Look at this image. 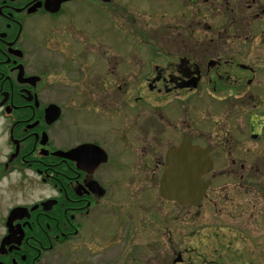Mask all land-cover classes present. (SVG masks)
<instances>
[{
	"label": "flooded vegetation",
	"instance_id": "af4514ba",
	"mask_svg": "<svg viewBox=\"0 0 264 264\" xmlns=\"http://www.w3.org/2000/svg\"><path fill=\"white\" fill-rule=\"evenodd\" d=\"M1 119L0 183L45 196L19 191L0 264H221L211 238L264 255V0H0ZM185 138L211 161L189 207L159 191Z\"/></svg>",
	"mask_w": 264,
	"mask_h": 264
},
{
	"label": "rangeland",
	"instance_id": "374dc122",
	"mask_svg": "<svg viewBox=\"0 0 264 264\" xmlns=\"http://www.w3.org/2000/svg\"><path fill=\"white\" fill-rule=\"evenodd\" d=\"M146 6H150V8L153 9V12L150 10V14H155L157 12H162V13H166V14H170V9L163 7L161 10H158L159 7L158 6H154L151 3H149V5ZM145 6V7H146ZM140 14H141V10H139ZM149 13H145L143 16L147 18L152 17V14L150 15ZM171 15V14H170ZM162 16V14H161ZM169 19V18H168ZM148 32V30L146 31V33ZM152 33V31H151ZM0 128L2 129L0 134L4 135H0V153H1V158H0V162L3 161L5 159V157L7 156V153L9 152V150L11 149V145L7 139V128H6V124L4 120H0ZM16 173V172H15ZM28 174H31L30 172ZM25 173L19 174L16 173L14 175H11V177H7L2 179L1 183H0V236L2 235L3 231H4V223H5V217L7 216V213L9 212V210L16 205L17 203H22L23 198H21L20 195V190H22L21 188L24 187L23 192L24 194H28L29 196L27 197V200H25L26 202H30L33 201L37 198H39L40 196L44 197L45 194H41V190H42V186H37L34 182L33 179L36 177L34 175H28L26 174V176H24ZM35 188V192L34 191ZM164 212H166V209L164 208ZM178 216H182V219H184V215L185 214H181V213H177ZM170 216V215H168ZM163 222L166 220H169V217L162 218ZM187 225H184L183 222L178 223V237L176 239L177 244L183 245V247H186V237H187V233L190 231V229H188V227H186ZM169 227V223L167 222L165 224V227L162 225V231L166 230V232L168 231ZM164 243L166 242V244H162L161 245V249L163 254H168L171 252L170 250V245L168 242V237H163ZM230 241H232L231 243V247H232V253H226L225 255H214L212 254L211 250L209 254V258L211 259H219V261L221 262V264H264V255L261 253V247L260 245H258L254 251V249H251L254 252L248 253L246 255H240L238 256L237 254H234V250L238 249L239 247L242 246V242L238 241V240H232L230 238H226V239H217V238H211L210 239V247L212 246L213 248L216 247H221L223 244H228ZM258 243L260 242V240L257 241ZM226 246V245H224ZM148 247V244H147ZM161 252V251H160ZM159 252V253H160ZM168 252V253H167ZM162 254V255H163ZM152 255V254H151ZM151 255H147V257H145V259H147V261L145 260V262H147V264H159V260H157V257L151 256ZM169 257V256H166ZM219 257V258H218ZM160 258H163V256H160ZM150 259V260H149ZM171 259H169V263H171ZM149 260V261H148Z\"/></svg>",
	"mask_w": 264,
	"mask_h": 264
},
{
	"label": "water",
	"instance_id": "95a60500",
	"mask_svg": "<svg viewBox=\"0 0 264 264\" xmlns=\"http://www.w3.org/2000/svg\"><path fill=\"white\" fill-rule=\"evenodd\" d=\"M50 114L55 115L57 109L52 107ZM76 150L68 154L58 153V155H66L72 158ZM211 168V161L207 152L203 149L193 146L190 140H183V143L173 148L168 153L167 169L163 175L160 185L161 196L168 200H174L184 207L197 206L203 199L207 185L204 177ZM13 210L8 224L14 219ZM11 239L8 238L2 244V248Z\"/></svg>",
	"mask_w": 264,
	"mask_h": 264
}]
</instances>
